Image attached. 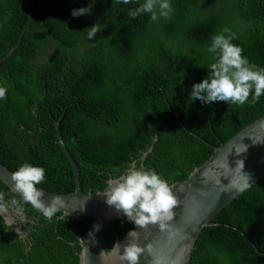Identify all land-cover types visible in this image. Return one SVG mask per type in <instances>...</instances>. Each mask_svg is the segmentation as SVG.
<instances>
[{"label": "trees", "instance_id": "trees-1", "mask_svg": "<svg viewBox=\"0 0 264 264\" xmlns=\"http://www.w3.org/2000/svg\"><path fill=\"white\" fill-rule=\"evenodd\" d=\"M142 2L0 0L1 164L11 172L24 162L42 167L38 188L73 193L59 123L84 193L104 190L106 179L130 164L154 169L172 186L264 117V95L244 105L188 100L213 62L206 53L210 38L225 28L249 63L264 68V0H171L170 18L156 22L128 16ZM82 7L91 14L71 16ZM95 24L89 39L85 30ZM60 216H41L31 251L26 255L20 244L17 257L0 218V264H79L75 229ZM76 224L87 232L86 224ZM211 224L191 264H264V179ZM134 228L127 218L109 222L103 248L109 252Z\"/></svg>", "mask_w": 264, "mask_h": 264}, {"label": "water", "instance_id": "water-1", "mask_svg": "<svg viewBox=\"0 0 264 264\" xmlns=\"http://www.w3.org/2000/svg\"><path fill=\"white\" fill-rule=\"evenodd\" d=\"M16 48H12L7 56L10 57ZM57 136L74 171L75 191L59 194L39 188L44 192V201L48 202L53 194L62 197L64 208L58 211L61 213L59 218L69 217L75 229L81 247L79 264H122L115 252H107L103 248L101 240L109 222L126 217L105 203L101 194L106 188L96 193L82 191L78 166L64 143L59 123ZM146 156L147 153L142 158L143 162ZM238 160L243 161V170L235 168ZM242 171L248 176V181ZM11 173L0 163V181L15 193L11 187ZM263 179L264 117L215 148L213 155L202 166L194 169L187 180L174 183L172 186L178 205L173 209V218L165 222L166 229L161 231L158 225L151 224L145 227L134 226L133 230L137 232L134 241L126 239L127 234L117 241L121 244V254L125 244L134 242L144 249L138 264H191L192 252L202 231L212 225V220L225 207ZM0 218L12 231L16 229L18 233L21 232L20 228H15L17 225L10 213L1 205ZM77 222L86 224L88 229L85 234Z\"/></svg>", "mask_w": 264, "mask_h": 264}, {"label": "clouds", "instance_id": "clouds-1", "mask_svg": "<svg viewBox=\"0 0 264 264\" xmlns=\"http://www.w3.org/2000/svg\"><path fill=\"white\" fill-rule=\"evenodd\" d=\"M118 2L127 5L135 0H118ZM172 12L171 0H143L134 9H129L127 14L133 19L146 14L150 21L156 22L158 19H169ZM89 14L91 7L71 11V16L74 18ZM96 30L97 24L85 30L87 37L91 39ZM233 39L235 36L228 28L210 38L206 53L213 62L208 65L207 76L201 82L192 85L188 95L191 103L199 100L202 104L219 101L228 105L255 104L264 95V68L250 64L242 55L241 47L232 43ZM250 93L251 99H249ZM2 96L3 89H0V97ZM243 167V161L238 160L235 168L243 170ZM243 175L248 181V176L244 173ZM44 180L45 169L28 162L22 163L11 173L13 182L11 187L19 196L20 202L30 205L50 221L64 208V202L62 197L55 194L48 202L44 201V192L37 187ZM105 184L106 189L101 194L105 198V203L122 213L134 226L158 225L163 231L167 227L165 222L174 216L173 209L178 205L173 191L174 186H170L154 169L130 164L121 174L115 177L109 176ZM11 203L15 205L17 201L13 199ZM136 237L137 232L132 230L127 233L126 239L134 241ZM109 252H115L122 264L125 262L138 264L144 249L134 242H129L123 246L121 254V244L116 242Z\"/></svg>", "mask_w": 264, "mask_h": 264}, {"label": "flooded vegetation", "instance_id": "flooded-vegetation-1", "mask_svg": "<svg viewBox=\"0 0 264 264\" xmlns=\"http://www.w3.org/2000/svg\"><path fill=\"white\" fill-rule=\"evenodd\" d=\"M4 186L5 185L0 181V205L3 206L15 220V224L17 225L15 228L21 229L20 233H18L16 229L12 231L3 222L6 228L5 233L10 239V244L15 242V257L19 254L17 250L20 244H23V252L28 255L32 248L34 231L37 230L36 226L39 225L42 215L30 205L21 203L19 196L11 192L8 188V190H4ZM13 199L17 201L15 205L11 203ZM20 261H23V259H20Z\"/></svg>", "mask_w": 264, "mask_h": 264}]
</instances>
